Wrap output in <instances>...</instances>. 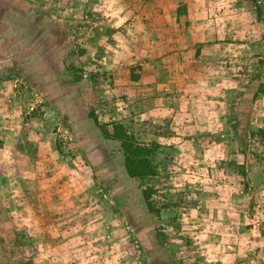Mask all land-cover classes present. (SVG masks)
I'll list each match as a JSON object with an SVG mask.
<instances>
[{"label":"rangeland","instance_id":"rangeland-1","mask_svg":"<svg viewBox=\"0 0 264 264\" xmlns=\"http://www.w3.org/2000/svg\"><path fill=\"white\" fill-rule=\"evenodd\" d=\"M1 76L0 264H264V0H0Z\"/></svg>","mask_w":264,"mask_h":264},{"label":"trees","instance_id":"trees-1","mask_svg":"<svg viewBox=\"0 0 264 264\" xmlns=\"http://www.w3.org/2000/svg\"><path fill=\"white\" fill-rule=\"evenodd\" d=\"M3 79H4V77L1 76L0 81H2ZM126 169H127L129 176L132 178L137 179V178L143 177L142 171L139 170V167H138V165L135 164V161H134L132 155L128 152H127V157H126ZM150 191H151L150 189L148 191L147 190L144 191V195L146 196V198H149Z\"/></svg>","mask_w":264,"mask_h":264}]
</instances>
